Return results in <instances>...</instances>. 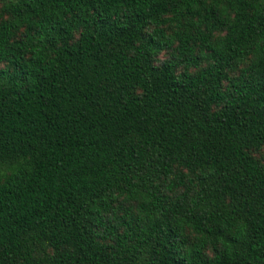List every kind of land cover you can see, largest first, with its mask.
<instances>
[{
	"label": "trees",
	"instance_id": "1",
	"mask_svg": "<svg viewBox=\"0 0 264 264\" xmlns=\"http://www.w3.org/2000/svg\"><path fill=\"white\" fill-rule=\"evenodd\" d=\"M262 148L264 0H0V264H264Z\"/></svg>",
	"mask_w": 264,
	"mask_h": 264
},
{
	"label": "rangeland",
	"instance_id": "2",
	"mask_svg": "<svg viewBox=\"0 0 264 264\" xmlns=\"http://www.w3.org/2000/svg\"><path fill=\"white\" fill-rule=\"evenodd\" d=\"M161 59H164L167 57V54H161L160 55ZM256 155L264 161V148H262L260 151L256 152Z\"/></svg>",
	"mask_w": 264,
	"mask_h": 264
}]
</instances>
